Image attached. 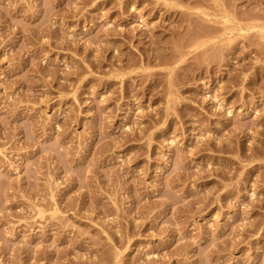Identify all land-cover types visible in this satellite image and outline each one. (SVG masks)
I'll use <instances>...</instances> for the list:
<instances>
[{
    "label": "rangeland",
    "instance_id": "obj_1",
    "mask_svg": "<svg viewBox=\"0 0 264 264\" xmlns=\"http://www.w3.org/2000/svg\"><path fill=\"white\" fill-rule=\"evenodd\" d=\"M0 264H264V0H0Z\"/></svg>",
    "mask_w": 264,
    "mask_h": 264
},
{
    "label": "bare ground",
    "instance_id": "obj_2",
    "mask_svg": "<svg viewBox=\"0 0 264 264\" xmlns=\"http://www.w3.org/2000/svg\"><path fill=\"white\" fill-rule=\"evenodd\" d=\"M224 22H227L226 20Z\"/></svg>",
    "mask_w": 264,
    "mask_h": 264
}]
</instances>
